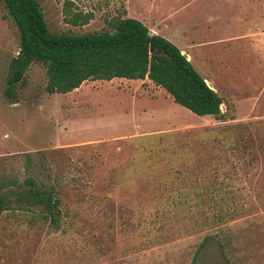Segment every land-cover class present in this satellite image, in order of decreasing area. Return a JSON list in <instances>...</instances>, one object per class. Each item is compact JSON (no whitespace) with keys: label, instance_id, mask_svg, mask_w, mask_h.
Wrapping results in <instances>:
<instances>
[{"label":"rangeland","instance_id":"374dc122","mask_svg":"<svg viewBox=\"0 0 264 264\" xmlns=\"http://www.w3.org/2000/svg\"><path fill=\"white\" fill-rule=\"evenodd\" d=\"M40 2L54 33L142 20L191 56L224 117L192 112L149 78L49 93L42 62L11 99L20 35L0 0V193L12 198L0 264H264V0ZM67 5L94 18L73 25ZM29 177L57 191L58 229L17 205Z\"/></svg>","mask_w":264,"mask_h":264},{"label":"trees","instance_id":"16d2710c","mask_svg":"<svg viewBox=\"0 0 264 264\" xmlns=\"http://www.w3.org/2000/svg\"><path fill=\"white\" fill-rule=\"evenodd\" d=\"M3 1L20 35L19 51L11 59L7 78L6 94L11 99L17 98V86L29 66L42 62L47 70L49 93H67L88 80L149 78L192 112L224 117L220 93L208 85L177 44L152 33L142 20L120 14L108 20L111 29L54 33L40 0ZM65 12V20L73 25L87 24L94 18L93 12L72 11L68 5ZM151 46L156 52L150 51ZM26 182L28 187L24 185L11 193L17 205L40 207L51 226L58 229L65 212L54 186L38 184L31 177ZM8 183L0 182V192ZM11 200L10 194L0 193V217L12 208Z\"/></svg>","mask_w":264,"mask_h":264},{"label":"water","instance_id":"95a60500","mask_svg":"<svg viewBox=\"0 0 264 264\" xmlns=\"http://www.w3.org/2000/svg\"><path fill=\"white\" fill-rule=\"evenodd\" d=\"M150 51H151V52H156V49H155L153 46H151ZM207 83H208V85H209L210 87H213L211 82H207Z\"/></svg>","mask_w":264,"mask_h":264},{"label":"crops","instance_id":"0c3cea01","mask_svg":"<svg viewBox=\"0 0 264 264\" xmlns=\"http://www.w3.org/2000/svg\"><path fill=\"white\" fill-rule=\"evenodd\" d=\"M152 33H155L154 31H152ZM188 54V53H187ZM188 58L192 59L191 56L188 54ZM78 89V88H77ZM217 90V89H216Z\"/></svg>","mask_w":264,"mask_h":264}]
</instances>
